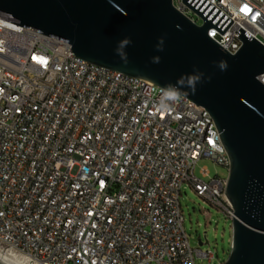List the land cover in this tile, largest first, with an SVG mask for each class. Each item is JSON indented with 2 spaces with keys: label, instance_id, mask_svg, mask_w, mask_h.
<instances>
[{
  "label": "built area",
  "instance_id": "1",
  "mask_svg": "<svg viewBox=\"0 0 264 264\" xmlns=\"http://www.w3.org/2000/svg\"><path fill=\"white\" fill-rule=\"evenodd\" d=\"M209 1L233 20L209 37L234 54L242 27L264 45V0ZM201 158L230 168L207 108L0 18L1 247L34 264L211 263L216 254L189 241L182 185L231 219L234 208L228 178L194 174Z\"/></svg>",
  "mask_w": 264,
  "mask_h": 264
},
{
  "label": "water",
  "instance_id": "2",
  "mask_svg": "<svg viewBox=\"0 0 264 264\" xmlns=\"http://www.w3.org/2000/svg\"><path fill=\"white\" fill-rule=\"evenodd\" d=\"M183 2L203 25L172 0H0V18L207 108L230 159L226 196L234 218L230 255L221 264H264V84L257 78L264 45L240 27L243 45L229 53L207 31L223 34L233 20L209 0Z\"/></svg>",
  "mask_w": 264,
  "mask_h": 264
},
{
  "label": "rangeland",
  "instance_id": "3",
  "mask_svg": "<svg viewBox=\"0 0 264 264\" xmlns=\"http://www.w3.org/2000/svg\"><path fill=\"white\" fill-rule=\"evenodd\" d=\"M198 23L202 20L194 16ZM202 168L209 170V176L202 174ZM194 174L205 181L211 178H228L229 169L210 158L197 160ZM181 209L184 216V227L192 247H200L204 251L212 250L216 258L209 263L207 258L196 257L195 264H221L230 255L232 240V219L221 209L204 197L197 194L189 182L181 188ZM200 239L209 240V244L200 245ZM152 264H157L153 262Z\"/></svg>",
  "mask_w": 264,
  "mask_h": 264
},
{
  "label": "bare ground",
  "instance_id": "4",
  "mask_svg": "<svg viewBox=\"0 0 264 264\" xmlns=\"http://www.w3.org/2000/svg\"><path fill=\"white\" fill-rule=\"evenodd\" d=\"M0 258L10 264H34L31 263L25 255L13 249L3 248L1 246H0Z\"/></svg>",
  "mask_w": 264,
  "mask_h": 264
}]
</instances>
